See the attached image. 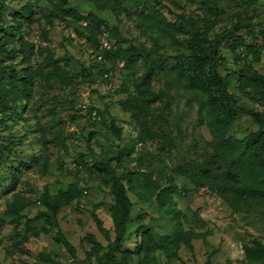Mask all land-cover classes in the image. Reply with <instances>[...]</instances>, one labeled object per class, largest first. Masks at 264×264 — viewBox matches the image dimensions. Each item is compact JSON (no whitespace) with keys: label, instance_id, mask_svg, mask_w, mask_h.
<instances>
[{"label":"rangeland","instance_id":"374dc122","mask_svg":"<svg viewBox=\"0 0 264 264\" xmlns=\"http://www.w3.org/2000/svg\"><path fill=\"white\" fill-rule=\"evenodd\" d=\"M211 48L230 134L264 132V0H0V81L30 87L0 103V264H264V202L199 178L208 97L173 67Z\"/></svg>","mask_w":264,"mask_h":264},{"label":"trees","instance_id":"16d2710c","mask_svg":"<svg viewBox=\"0 0 264 264\" xmlns=\"http://www.w3.org/2000/svg\"><path fill=\"white\" fill-rule=\"evenodd\" d=\"M217 56L216 48H211L190 56L183 55L173 67L179 77L199 86L208 97V121L213 136V151L208 162L201 168L199 178L223 190H233L238 196L244 195L248 202L253 198L264 202V132L248 134L242 139L230 134L238 111L232 106L233 97L228 90V77L222 76L218 70ZM133 59L134 55L130 57V61ZM153 63L155 64L154 61L151 62L152 66L142 78L143 86H147L154 74ZM24 81L21 91L19 87L8 90L0 81V103L13 95L21 96L20 99L28 98L30 87L25 79ZM115 194L120 212L115 239L118 241L129 220L130 202L123 184L116 186ZM53 199L58 208L63 201L70 200V192L55 195ZM237 200L239 199L235 197L231 201Z\"/></svg>","mask_w":264,"mask_h":264}]
</instances>
